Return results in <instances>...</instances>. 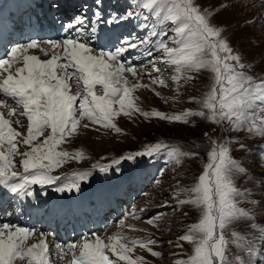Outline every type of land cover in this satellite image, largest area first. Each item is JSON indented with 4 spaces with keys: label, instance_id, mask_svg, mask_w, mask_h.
Masks as SVG:
<instances>
[{
    "label": "rangeland",
    "instance_id": "obj_1",
    "mask_svg": "<svg viewBox=\"0 0 264 264\" xmlns=\"http://www.w3.org/2000/svg\"><path fill=\"white\" fill-rule=\"evenodd\" d=\"M42 1L34 2V11L30 8L27 11L30 13L24 17L22 14L19 16L18 22L21 26L28 20L32 12L41 10ZM195 3L202 11H207L210 23L214 27L222 29V38L227 40L234 53L241 56V62L245 64L243 71L253 76L257 81L264 78V18H261L264 17V0H195ZM53 4L56 5L55 2H51L49 6ZM5 5L6 0H0V10L4 9ZM63 7L66 12L64 11L62 14L66 15L67 22L73 21L75 17L81 15L87 18L82 39L95 50L94 53H98L100 49H107L109 46L111 48L108 49L120 47L121 41L129 35L136 36V41L141 44V47L123 54V58L126 55L132 56L131 63H134L135 57L142 55L146 49L151 50L154 57H163L164 50L159 47L161 42L167 43L169 47L177 46L169 37L174 36V30L178 25L164 18L167 15L165 0H161L155 5H151L150 0H103L99 6L96 0H61L58 8L51 9L52 18L57 19L61 15ZM98 7L101 11V19L93 23L94 13ZM129 10L134 12V16L122 22L113 23L111 26L113 30L118 28L122 31L123 28H126V32L125 30L124 32L128 34L125 37L120 36L119 31L115 30L113 33L114 43L103 36L101 42L107 48L101 43L94 47L95 41L98 42L97 34L102 31L106 33V27L109 26L107 21L114 15H125ZM7 15L10 17L12 12L9 11ZM14 27L19 28L17 24ZM91 28H96L97 31L92 33ZM145 38H147V42H144ZM44 40L47 39L44 38L40 44L44 45ZM49 40H56V38L52 36ZM10 44L5 50L6 54L11 47L20 43L16 40L15 43ZM61 50L63 51V49H59V52L62 53ZM29 52H34V55L39 56L40 59L51 57L53 54L50 51L46 55L37 49H31ZM143 58L146 59H143L141 64L134 65L137 72L140 74L141 71L138 68H142L145 73H151L153 77L159 75V78L165 80V84H153L149 76L144 75V78H141L142 73L138 75L140 81H137V76L133 77L131 73H125L124 75L128 76L130 81L129 87L135 83L148 85V87L135 88L132 92L134 104L138 109L147 112L159 110L168 115L182 113L185 110H203L201 101L210 91L214 82V73L210 69L182 72L179 74V79L174 80L173 77L177 75L175 65L158 63L156 67L160 69V72L157 74L151 64L147 62L152 57L143 56ZM22 64L21 60L16 67H20ZM81 88H83L82 84ZM75 91L76 88L73 84V94ZM96 94H104L100 86H97ZM1 98L8 99L3 94H0ZM9 102L13 107H17L11 100ZM1 111H4L6 115L7 109H1ZM18 111L22 112L23 108L18 107ZM141 111H134L128 116L123 113L117 116L114 123L121 129L119 133L113 128L92 123L87 118L82 119L76 132L71 136H66L56 148L57 151L69 154V158L65 159L61 166L51 171V175L60 176L63 179L43 187L32 185L30 190L33 192L37 189L43 190L49 199L69 200L76 191L61 192L57 191V188L65 185L70 186L73 180L78 179L80 172L90 171L88 179L80 182L79 195H81V191L83 193L80 198L86 199L90 194L92 200L89 201V205H86L94 210L102 206L101 213L105 211V215L110 216L102 222V225L105 223V226H102L101 229L95 228L97 232L94 233L100 237L103 235L101 238H105L120 230V233L127 237L151 238L156 243L149 247L162 255L153 256L147 248L137 245L130 253L133 259L137 256L142 257V262H138V264H176L177 261L187 260L194 254V245L178 238L187 234L188 227L197 223L201 215L200 209L194 205L177 206L178 200L189 198L188 190L198 182L199 176L204 172L205 165L210 162L209 153L215 146L213 142L216 144L228 142L230 156L244 169L243 172H239L233 177L234 185L244 193L238 199V207L249 213L247 217L240 218L230 226L227 235L236 243L230 244L229 250L233 254H239L240 259L236 260V264H243L245 259H250L251 264H264V203L255 207L257 202L264 201V139H261L256 133L248 132V128L253 124L261 123L264 118V108L253 109L254 115L241 129L233 128L229 121L218 124L209 121L206 117L198 116L188 117L187 123L151 116L145 118ZM13 120H15L14 117ZM27 123L26 117H21L23 127L13 122L12 126L23 134L17 139H22L27 135ZM46 131L50 132V129ZM205 133L208 135L205 136ZM43 139L44 137H38L34 143ZM241 143L245 145L243 149L240 148ZM151 144L167 145L168 147L153 157L142 156L136 158L135 161H123L118 165L120 169L118 172L114 170L107 173L99 171L101 166L110 164L123 155L145 150L146 146ZM173 149L176 150L174 153ZM18 150L20 153L30 151V146L20 144ZM184 153H196V155H184ZM78 154L83 158H78ZM23 158L25 157L22 155L13 157L17 166L12 171L23 173V168L20 165ZM109 185L112 187L111 197L106 193L110 189ZM100 187L98 194L97 191ZM83 203L81 200L82 205ZM115 204L116 208H114ZM142 209L143 211H141ZM44 211H47L45 205ZM133 212L135 215L132 214ZM75 214L72 209L64 210L60 219L55 218V214H51L49 220L45 221L48 224L47 234L55 233L56 227L59 228L61 234L71 232L75 228L71 220L74 219L79 225ZM0 215L4 217V221L8 218V210L5 213L1 210ZM112 215L115 216L112 217ZM149 218H152V223L147 222ZM99 219L100 216L97 222ZM121 221H123L122 224ZM18 224L19 222H16V225ZM97 224L101 225L100 222ZM104 231L106 232L103 233ZM233 231L236 232L235 237L231 235ZM83 236L72 237L71 233L69 236L67 235L72 243H81L85 238ZM88 237L92 236L88 235ZM42 238L47 239L49 251L52 250L51 253H55V256L50 257V264H66L65 257L60 259L56 254L59 250L56 246L57 243L50 237L45 238V235ZM125 242L129 247L132 246L131 242ZM63 246L65 251L68 250L66 245ZM250 247L253 249L251 255L248 253ZM66 256L72 257L71 252L69 251ZM66 259L69 260V258ZM230 259H235V256ZM54 260L55 262H53ZM17 264H26V262H17Z\"/></svg>",
    "mask_w": 264,
    "mask_h": 264
},
{
    "label": "snow or ice",
    "instance_id": "obj_2",
    "mask_svg": "<svg viewBox=\"0 0 264 264\" xmlns=\"http://www.w3.org/2000/svg\"><path fill=\"white\" fill-rule=\"evenodd\" d=\"M102 2L103 0H96L98 6ZM160 2L161 0H150L151 5ZM165 2L167 15L164 18L178 25L174 36L169 37L177 46L169 47L167 43L161 42L159 47L164 50L163 57H154L152 51L147 49L142 55L152 57L147 62L157 74L160 72L156 67L158 63L175 65L177 75L173 77L174 80H178L182 72L210 69L214 73V82L201 101L203 110H185L168 115L159 110L147 112L138 109L132 92L135 88L148 85L135 83L128 86L129 81L124 74L131 73L133 77L140 74L131 61L122 60V56L127 51L141 47V44L126 37L121 41L120 47L100 49L98 53H94L82 39L87 18L84 15L75 17L64 26V31H75L76 36L66 35L59 41H45L44 45L47 47L37 40L16 44L7 53V58H0V94L8 98L0 99V109H7V118L5 112L0 111V186H4L10 193L31 197L34 192L30 190V186L43 187L63 179L51 175V171L61 166L69 158V154L57 151L56 148L66 136L76 132L81 120L85 118L92 123L113 128L117 133L121 129L114 123V119L121 113L128 116L134 111H141L145 118L151 116L185 123L190 116L206 117L218 124L229 121L233 128L241 129L254 115L253 109L264 108V78L257 81L243 71L245 64L241 62V56L234 53L227 40L222 38V29L210 23L207 11H202L195 0ZM132 16L134 12L129 10L125 15L112 16L107 22L118 23ZM100 19L101 11L98 7L93 23ZM90 30L92 33L97 31L96 28ZM144 42H147V38ZM61 48L62 53L59 52ZM30 49H40L46 55L52 51L53 54L50 59H40L37 55L28 54ZM21 58L23 67H16ZM143 75L149 76L153 84H165V80L159 78V75ZM73 84L76 88L74 94ZM97 86L103 89V95L96 94ZM9 100L17 107H13ZM18 107H22L23 111H18ZM21 117L27 118V135L17 139L23 134L12 125L15 122L23 127ZM48 129L50 132L46 131ZM248 132L256 133L264 139V118L259 125L253 124L248 128ZM38 137L44 139L34 143ZM213 143L215 146L209 153L210 162L205 165L198 182L188 190L189 198L178 200L177 206L194 205L200 209L201 215L197 223L188 227L187 234L178 238L191 242L194 245V254L187 260L177 261L176 264H236V260L240 259L238 253L230 252V244H235L236 241L230 239L227 233L234 222L249 215L243 208L238 207V199L244 193L233 183V177L244 169L230 156L228 142ZM20 144L30 146V151L20 153ZM167 147L161 144L147 145L145 150L123 155L112 163L101 166L99 171L118 172L121 162L135 161L142 156L153 157ZM244 147L241 143L240 148ZM175 151L172 150L173 153ZM17 155L25 157L20 161L23 173L12 171L17 166L13 160ZM184 155L194 156L196 153ZM78 158L83 157L78 154ZM89 175L88 170L80 172L78 179L73 180L70 186L59 187L57 191H79L80 182L86 181ZM260 203L264 201L257 202L255 207H259ZM132 214L135 215L134 212ZM147 222L152 223V218ZM33 234L34 230L29 228L16 226L13 229L7 222L0 223V264H50L51 254L45 239H40L38 243H28ZM88 235H85L81 243L67 246L72 255L69 264H138L143 258L137 256L133 259L130 255L137 245L147 248L153 256L162 255L149 247L156 243L151 238H131L117 232L105 243L95 233L90 234L94 239H89ZM231 235L235 237L236 232L233 231ZM40 236L43 237L44 234L40 233ZM129 240L131 247L125 242ZM57 248L60 250L59 258L63 259L68 253L60 245ZM252 252L250 247L249 255ZM232 256L235 259H230ZM243 264H251V260L245 259Z\"/></svg>",
    "mask_w": 264,
    "mask_h": 264
},
{
    "label": "bare ground",
    "instance_id": "obj_3",
    "mask_svg": "<svg viewBox=\"0 0 264 264\" xmlns=\"http://www.w3.org/2000/svg\"><path fill=\"white\" fill-rule=\"evenodd\" d=\"M34 1L35 0H8V2H7V8H9V11L12 12V15L10 16V19L5 22L2 19V14H0V58H3V53L5 51L3 49L4 44L5 43H8L9 40L16 39L17 38V35L22 36V38H24V39H27V37H30L31 38V36H33V37L38 36V38H39V40H37L38 42L43 41V39L45 37H46L45 39H47V40H44V41H48L49 39H51L52 36H55L56 40L59 41V40L64 39L66 35L76 36L75 31H71L70 34L69 33H65V31H64V26L68 23L67 22V19H66V15H63L62 14L64 11L66 12L65 7H63V9L61 10V15H59V17L57 19L50 20V23H48L47 25L42 24L40 26L38 23H35L34 22V23H30L29 24V22H28L25 25V28L20 33H16V30H14V28H13V25L15 24L14 22L18 23V20L20 18L19 17L20 14L24 13L23 14V16H24L25 14H27L25 12L29 8H33L34 7V4H33ZM51 1L54 3L56 0H51ZM49 2H50L49 0H44V2H43V12H45V14L51 19L49 9L58 8L59 2L58 3L55 2L56 5L54 7L49 6L48 5ZM55 20L60 21V23H56L55 24L54 23ZM62 23H63V25H62ZM51 24H54V27H52L53 25H51ZM111 26H112V24H109V26L106 27V33L102 31V32H99L97 34V41L98 42L95 41L94 47L96 45H98L99 43L103 44L101 42V38L103 36H106V38H109L114 43L115 39H114L113 33L115 32V30L119 31L120 36H124L125 37V35L127 34V33L125 34L126 28L125 29L123 28L122 31L120 29H118V28H116V29L113 30V29H111ZM35 30L38 31V32L35 33ZM124 30H125V32H124ZM9 32H10V34H8ZM94 37H95V35H94ZM42 46L47 47L46 45H42ZM105 48H107V47L105 46ZM108 48H111V46H109ZM37 51L40 52V49H37ZM50 53L52 54L53 52H50ZM28 54L34 55L35 53L34 52H29V50H28ZM143 56L140 55V56L135 57L136 58V61L134 63H132V65L134 66V65L141 64V61L143 59H146V58H143ZM131 57L132 56L128 57L126 55L123 58V56H122V60L127 59L126 61H132V58ZM50 58L51 57H47V58H44V59H50ZM22 66H23V64H22ZM22 66H20V67H22ZM140 67H142V66H140ZM138 70L141 71L142 74L145 73V71L142 68H138ZM125 77L129 81L128 76H125ZM141 78H144V75H142ZM136 79H138V76L136 77ZM137 81H140V80L138 79ZM129 84H130V81H129ZM1 99H3V98H1ZM0 111H1V109H0ZM101 187L98 188V191H97L98 194L100 193ZM109 188H110L109 191L106 192V193L110 194V197H111V192H112L111 185H109ZM41 193L42 192H36L31 197L26 196V195H23L22 196V195H19V194L10 193L9 191H7L4 188V186H0V195L4 194V197L2 198L3 199V202L2 203H9V204L16 205L17 203H19V202H21L23 200L24 196H26V198H28L27 201H26V207H27V210H26V214L27 215L26 216H27V220L24 223V226H26V228H29V229H33L32 219L34 218V216L39 215V212L43 211V207H44L45 204H48V211L51 214H55L56 215V218L58 217V219L61 218L62 213L64 212V210H67V209H72V211L76 213L75 216H77L79 214V218H81V220H83V227L81 228L79 226H76L74 228V230L71 231L72 236H75V237L77 236V234H82V235L85 236L87 233H90V234L94 233V228H96V226H99V224H97L98 222L101 223V221H104V219L110 218V216L105 215L106 214L105 211L103 213H101L100 209L103 210V207L102 206H100L99 209H95V210L93 208H90L88 205H89V201L92 200V197L89 194V196L86 199H81L80 197L83 194L82 191H81V195H79V193H80L79 191H76L73 194V196L71 197V199H69L67 201L66 200H61V199L58 200V199H54V198L53 199H49V197H44V195L41 194ZM73 200H76V201H73ZM81 200H83V202H84L83 205L81 204ZM107 201H108V199H107ZM86 204H88V205H86ZM67 206H69V207L67 208ZM114 208H116V204L114 205ZM18 209H19V207L15 206L14 207V212L12 214V217L14 218L15 221H16V215H17ZM44 214L47 216V213H44ZM115 215H112V217H114ZM99 216H100V219L97 222V219H98ZM9 219H11V218H9ZM93 226H95V227H93ZM33 230H35V229H33ZM84 230H85V232H84ZM119 233H120V230H119ZM65 235L66 236L67 235L69 236L70 235V232L65 233ZM49 236H51V235L45 236V238H47ZM57 236L59 238H61L60 235H57ZM88 238L89 239H94V237H88ZM108 238L109 237H105V238H102V239L104 240L105 243H107L108 242ZM40 239H42V237L40 236V233H36V234L34 233L33 234V237H30L29 238L28 243L29 244H31V243H38ZM45 241L48 244L47 239H45ZM129 242H131V241L129 240ZM62 244L68 246L69 244H72V243H67L66 241H64ZM63 245L60 244V246L65 251ZM48 249H49V246H48ZM51 251H49L50 254H51V256H55V253L54 252L51 253ZM65 252H68L69 253V250H66ZM59 253H60V250H58L56 254L59 255ZM64 257H65L64 260L66 261V264H68V262L71 260L72 257H67V256H64ZM66 258H69V260L66 259ZM53 262H55V260Z\"/></svg>",
    "mask_w": 264,
    "mask_h": 264
}]
</instances>
